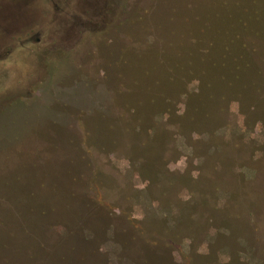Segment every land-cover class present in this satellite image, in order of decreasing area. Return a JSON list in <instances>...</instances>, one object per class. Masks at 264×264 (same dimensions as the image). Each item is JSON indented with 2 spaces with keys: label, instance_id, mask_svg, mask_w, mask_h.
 <instances>
[{
  "label": "rangeland",
  "instance_id": "obj_1",
  "mask_svg": "<svg viewBox=\"0 0 264 264\" xmlns=\"http://www.w3.org/2000/svg\"><path fill=\"white\" fill-rule=\"evenodd\" d=\"M0 264H264V0H0Z\"/></svg>",
  "mask_w": 264,
  "mask_h": 264
},
{
  "label": "trees",
  "instance_id": "obj_2",
  "mask_svg": "<svg viewBox=\"0 0 264 264\" xmlns=\"http://www.w3.org/2000/svg\"><path fill=\"white\" fill-rule=\"evenodd\" d=\"M241 54H242V53H241ZM241 54L238 53V52H237V53H234V54H233V58L235 57V59H236V58L240 57ZM237 69H238V67H237Z\"/></svg>",
  "mask_w": 264,
  "mask_h": 264
}]
</instances>
